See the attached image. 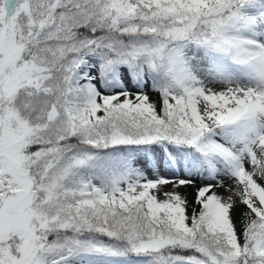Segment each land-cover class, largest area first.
<instances>
[{
    "label": "snow or ice",
    "instance_id": "1",
    "mask_svg": "<svg viewBox=\"0 0 264 264\" xmlns=\"http://www.w3.org/2000/svg\"><path fill=\"white\" fill-rule=\"evenodd\" d=\"M0 264H264V0H0Z\"/></svg>",
    "mask_w": 264,
    "mask_h": 264
},
{
    "label": "rangeland",
    "instance_id": "2",
    "mask_svg": "<svg viewBox=\"0 0 264 264\" xmlns=\"http://www.w3.org/2000/svg\"><path fill=\"white\" fill-rule=\"evenodd\" d=\"M186 191L190 192V196H189V198L192 199V198H193L192 195H191V191H192V190H191V189H186Z\"/></svg>",
    "mask_w": 264,
    "mask_h": 264
},
{
    "label": "bare ground",
    "instance_id": "3",
    "mask_svg": "<svg viewBox=\"0 0 264 264\" xmlns=\"http://www.w3.org/2000/svg\"><path fill=\"white\" fill-rule=\"evenodd\" d=\"M190 193V192H189Z\"/></svg>",
    "mask_w": 264,
    "mask_h": 264
}]
</instances>
